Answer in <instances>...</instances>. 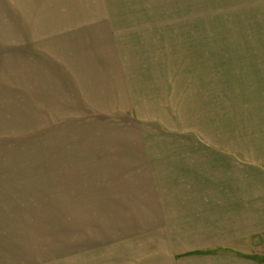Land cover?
Returning a JSON list of instances; mask_svg holds the SVG:
<instances>
[{"label":"rangeland","instance_id":"1","mask_svg":"<svg viewBox=\"0 0 264 264\" xmlns=\"http://www.w3.org/2000/svg\"><path fill=\"white\" fill-rule=\"evenodd\" d=\"M0 264H264V0H0Z\"/></svg>","mask_w":264,"mask_h":264}]
</instances>
